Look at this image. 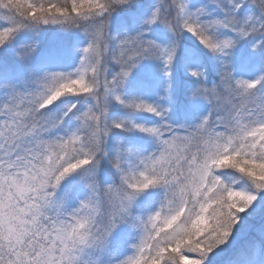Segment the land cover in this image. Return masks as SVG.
<instances>
[{
  "label": "snow or ice",
  "instance_id": "obj_1",
  "mask_svg": "<svg viewBox=\"0 0 264 264\" xmlns=\"http://www.w3.org/2000/svg\"><path fill=\"white\" fill-rule=\"evenodd\" d=\"M0 264H264V0H0Z\"/></svg>",
  "mask_w": 264,
  "mask_h": 264
}]
</instances>
